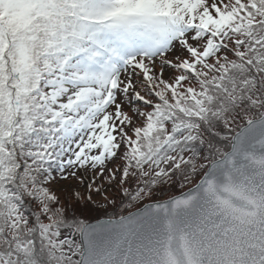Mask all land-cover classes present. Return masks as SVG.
I'll return each instance as SVG.
<instances>
[{
    "label": "snow or ice",
    "instance_id": "1",
    "mask_svg": "<svg viewBox=\"0 0 264 264\" xmlns=\"http://www.w3.org/2000/svg\"><path fill=\"white\" fill-rule=\"evenodd\" d=\"M0 264H264V0H0Z\"/></svg>",
    "mask_w": 264,
    "mask_h": 264
}]
</instances>
